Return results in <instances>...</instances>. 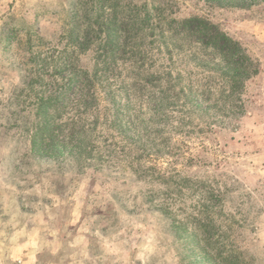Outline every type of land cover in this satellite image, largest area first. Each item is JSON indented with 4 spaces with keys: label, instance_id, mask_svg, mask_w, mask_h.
I'll list each match as a JSON object with an SVG mask.
<instances>
[{
    "label": "rangeland",
    "instance_id": "rangeland-1",
    "mask_svg": "<svg viewBox=\"0 0 264 264\" xmlns=\"http://www.w3.org/2000/svg\"><path fill=\"white\" fill-rule=\"evenodd\" d=\"M144 6L171 46L139 69ZM192 17L238 42L259 72L237 117L188 134L220 113L196 110L183 125L178 103L155 95L161 81L139 82L166 72L167 55H189L166 23ZM199 64L188 68L212 74ZM81 71L46 115L44 101ZM44 117L64 126L56 149L36 136ZM205 230L237 254L217 264H264V3L0 0V264H207Z\"/></svg>",
    "mask_w": 264,
    "mask_h": 264
},
{
    "label": "trees",
    "instance_id": "trees-1",
    "mask_svg": "<svg viewBox=\"0 0 264 264\" xmlns=\"http://www.w3.org/2000/svg\"><path fill=\"white\" fill-rule=\"evenodd\" d=\"M210 1L218 2L223 6L241 8L252 7L264 3V0ZM167 21L168 20H166V22ZM158 23L159 25L162 23L161 19H159L158 22L156 20L153 22L152 14L148 11L146 6H144V9L142 8V13H140L139 8L137 22L133 26H137V32L140 30H148L144 39L151 40L148 43V50L142 49L144 42L137 43V48H140L137 51V67H139V69L144 67L147 61L155 65L156 61L161 57L160 52L163 46L166 51H169L171 44L164 40L166 35L163 31H159L161 28ZM169 23H166L167 26L171 27L176 34L173 39L176 41H185L189 47L187 51L189 55L186 56V54H184L183 58L167 55L168 67L166 68V72L158 75L149 74L144 76V81L139 82L140 87L144 90L149 84H157L161 81V85H157L159 92H156L155 95L159 93H168L165 98L171 99L172 104L178 103L176 111H173V114L183 116V125H187V119H189L190 115L196 110H200L203 114H209L215 108L216 113H220L217 119L206 121L203 125L186 127L188 128V134L193 133L196 128L200 130H213L222 117L223 120L230 118L231 114L237 117L245 107V101L242 99L245 85L247 81L256 76L259 72L256 63L245 54L238 42L227 36L216 25L203 18L192 17L183 21H172L170 24ZM129 26L130 25H127L128 28H130ZM147 26H150V28L146 29ZM103 28L104 27H102L101 30ZM108 30L109 28L106 29V32H108ZM158 32L160 33L158 34ZM109 35H111L110 31ZM155 38H160L161 41H165L166 43H158L155 41ZM100 59L105 67L104 69L107 70L109 68V57L104 53ZM195 61H199V66H212V68L209 69L212 74L208 73L201 77L204 73L196 69L198 65L195 66L194 69L188 68L189 63ZM77 75L76 78L72 77L66 82L59 84L52 97L44 101L42 107L46 115L51 107L56 108L54 109L55 111L60 110V95L74 87V81H77V83L81 82L82 76L87 74L85 71H81ZM95 78H97L98 81L100 80L97 73L95 74ZM95 85L96 84L90 76H87L85 88L92 90ZM218 85L220 87H218ZM163 86H166V89L163 88ZM167 87L169 89H167ZM214 88L217 90L216 93L219 94V97H216ZM202 89L206 91L202 92ZM93 91L92 97H95L96 91L95 89H93ZM84 99H86V97ZM197 99L204 100L205 108L201 107L200 103H197ZM48 120L49 119H45L43 121L41 129L36 131V136L41 137V142L47 143L49 147H47L46 150L56 149L61 141V134L64 126L59 125L55 127L50 124ZM161 134L162 132H159L158 136H161ZM211 216L212 223L214 219L213 215ZM204 233L203 240L207 242L208 247L201 251H203L204 255L202 258L207 264H217L216 258L220 260L225 258V255L228 256V258H225L228 261L230 257L237 255L235 250L228 249V251L223 249L220 251L219 247L216 249L214 246H211L213 241L210 239L214 238L213 234L209 230H205ZM216 251L219 253L218 255L215 254Z\"/></svg>",
    "mask_w": 264,
    "mask_h": 264
}]
</instances>
